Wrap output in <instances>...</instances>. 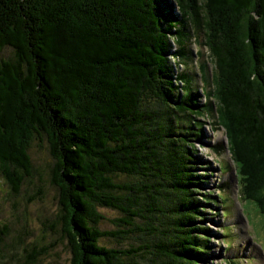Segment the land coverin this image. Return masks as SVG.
Returning a JSON list of instances; mask_svg holds the SVG:
<instances>
[{
    "label": "trees",
    "instance_id": "trees-1",
    "mask_svg": "<svg viewBox=\"0 0 264 264\" xmlns=\"http://www.w3.org/2000/svg\"><path fill=\"white\" fill-rule=\"evenodd\" d=\"M192 44L216 66L205 87L186 69ZM203 114L225 129L241 199L264 222V0H0V174L18 194L45 140L71 264L204 260L184 134L198 138ZM98 207L123 227L100 230Z\"/></svg>",
    "mask_w": 264,
    "mask_h": 264
},
{
    "label": "rangeland",
    "instance_id": "rangeland-1",
    "mask_svg": "<svg viewBox=\"0 0 264 264\" xmlns=\"http://www.w3.org/2000/svg\"><path fill=\"white\" fill-rule=\"evenodd\" d=\"M190 47L193 61L186 69L193 74L192 86L199 88L203 84L205 87L201 75L208 84L210 77L216 76V66L203 46L192 44ZM183 69L178 66L176 72ZM206 87V92L211 90L209 85ZM197 93L199 103H203L200 89ZM210 115L193 116L199 120L197 125L202 124L195 129L197 139H192V131L184 130L185 137L194 140L192 173L199 183L195 196L200 199L199 209L203 213L196 223L206 229L203 238L208 247L202 257L204 260H199L198 264H225L226 261L264 264V222L260 210L253 202L242 201V183L237 166L231 160L225 129L217 127L213 123L216 119H211ZM37 142L29 149L33 174L22 183L18 194L12 193L9 181L0 174V224L9 228L0 246V264H25L33 255V264H71L68 242L62 234L63 225L58 221V190L51 183L53 159L45 140ZM246 168L252 171L248 163ZM124 180L119 177L116 182ZM206 197L217 201L204 204ZM97 211L104 218L98 224L100 230L120 229L122 225L117 220L121 219V213L105 207H98ZM100 244L116 249L135 245L132 239L113 238H102Z\"/></svg>",
    "mask_w": 264,
    "mask_h": 264
},
{
    "label": "bare ground",
    "instance_id": "bare-ground-1",
    "mask_svg": "<svg viewBox=\"0 0 264 264\" xmlns=\"http://www.w3.org/2000/svg\"><path fill=\"white\" fill-rule=\"evenodd\" d=\"M236 171V170H235Z\"/></svg>",
    "mask_w": 264,
    "mask_h": 264
}]
</instances>
